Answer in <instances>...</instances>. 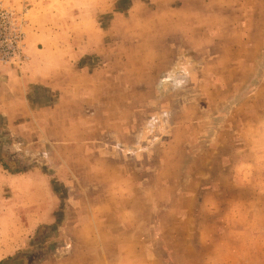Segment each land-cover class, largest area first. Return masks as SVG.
Instances as JSON below:
<instances>
[{
	"label": "rangeland",
	"instance_id": "obj_1",
	"mask_svg": "<svg viewBox=\"0 0 264 264\" xmlns=\"http://www.w3.org/2000/svg\"><path fill=\"white\" fill-rule=\"evenodd\" d=\"M86 1L0 0L18 77L32 32L93 51L0 91V260L264 264V0Z\"/></svg>",
	"mask_w": 264,
	"mask_h": 264
},
{
	"label": "crops",
	"instance_id": "obj_2",
	"mask_svg": "<svg viewBox=\"0 0 264 264\" xmlns=\"http://www.w3.org/2000/svg\"><path fill=\"white\" fill-rule=\"evenodd\" d=\"M79 12L86 14L87 12H91L93 8H88L87 1L86 0H80ZM133 8V7H132ZM131 9V8H130ZM128 9V11L130 10ZM208 9V8H207ZM99 11L98 7H95V12L97 13ZM115 13H118V11ZM172 13L174 15H177L180 13L179 7L173 8ZM99 30H103L101 26H98ZM184 29V28H183ZM183 34V32H181ZM205 34L208 35L210 39H215L217 36L215 35V29H211L210 27L205 30ZM179 35V34H177ZM39 34H36L35 32H32L31 36L27 39L26 42V50L29 54L28 63L29 66L26 68V72L22 74L21 77H18L16 71L10 67L7 66H1L0 67V91L3 94H6L8 92L11 93L14 89H18L20 86H26L27 83H35L39 86L46 85L49 90H61L62 87H64L65 83L70 79L69 76H67V68L70 67L71 61L79 60L84 56L92 55L93 51L90 52V47L86 44L87 39L84 40V37H76L72 38L69 36V38H66L63 42H60L58 37H50L46 38L45 40L49 41V51L47 54V49L40 50L36 46H34V42L38 40ZM209 43V42H208ZM46 52V53H45ZM129 57V56H128ZM46 60L49 62L51 66H49L48 74L47 76L44 73V69H42L43 66H41L40 61ZM34 67L35 69L32 70L30 67ZM30 69V70H29ZM87 70V67H82L76 70L75 72V80L77 83L80 82V77L83 75L82 73H85ZM80 85V84H79ZM44 86V87H46ZM42 87V86H41ZM1 109V107H0ZM5 109V108H2ZM12 109V106H11ZM24 123L21 121L19 124H13V130L15 133H19V129L21 128V125ZM21 135H24L23 132H20ZM102 159V158H101ZM48 213H42L38 215L39 223L45 224L50 222H45L43 219L44 217H47ZM54 219V217H53ZM232 260L236 259L235 255H232L230 257ZM236 263V262H235ZM239 263V262H238ZM92 264V263H90ZM96 264H135L134 262H131L128 260H118V261H108L104 260L96 262Z\"/></svg>",
	"mask_w": 264,
	"mask_h": 264
},
{
	"label": "trees",
	"instance_id": "obj_3",
	"mask_svg": "<svg viewBox=\"0 0 264 264\" xmlns=\"http://www.w3.org/2000/svg\"><path fill=\"white\" fill-rule=\"evenodd\" d=\"M24 257L23 254H17L16 256H10L0 260V264H8L9 262H15L18 258Z\"/></svg>",
	"mask_w": 264,
	"mask_h": 264
},
{
	"label": "built area",
	"instance_id": "obj_4",
	"mask_svg": "<svg viewBox=\"0 0 264 264\" xmlns=\"http://www.w3.org/2000/svg\"><path fill=\"white\" fill-rule=\"evenodd\" d=\"M4 31H3V28H2V25L0 23V43H2L3 40V37H4ZM17 40H18V36H17Z\"/></svg>",
	"mask_w": 264,
	"mask_h": 264
},
{
	"label": "flooded vegetation",
	"instance_id": "obj_5",
	"mask_svg": "<svg viewBox=\"0 0 264 264\" xmlns=\"http://www.w3.org/2000/svg\"><path fill=\"white\" fill-rule=\"evenodd\" d=\"M27 260L29 261L30 259L27 258Z\"/></svg>",
	"mask_w": 264,
	"mask_h": 264
}]
</instances>
